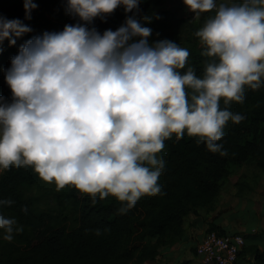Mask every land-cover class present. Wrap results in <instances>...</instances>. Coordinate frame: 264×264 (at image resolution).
Wrapping results in <instances>:
<instances>
[{
	"label": "clouds",
	"instance_id": "9594fccd",
	"mask_svg": "<svg viewBox=\"0 0 264 264\" xmlns=\"http://www.w3.org/2000/svg\"><path fill=\"white\" fill-rule=\"evenodd\" d=\"M184 3L197 17L215 10L195 31L211 58L202 75L191 65L180 71L188 48L167 37L149 41L152 28L141 21L152 15H127L102 32L93 24L117 6L139 11L140 0H66L77 22L23 40L3 69L12 98L0 96V171L30 165L43 180L74 185L93 202L97 193L115 196L123 212L161 192L166 161L158 153L173 133L226 154L225 124L245 117L221 108V97L226 105L242 103L246 85L264 84V0ZM37 6L24 0L26 19ZM32 31L0 15V41L15 45ZM11 203L0 198V205ZM0 230L11 240L23 225L0 212Z\"/></svg>",
	"mask_w": 264,
	"mask_h": 264
},
{
	"label": "trees",
	"instance_id": "16d2710c",
	"mask_svg": "<svg viewBox=\"0 0 264 264\" xmlns=\"http://www.w3.org/2000/svg\"><path fill=\"white\" fill-rule=\"evenodd\" d=\"M38 6L31 10V19L25 18L24 0H0V15L20 18L33 25L41 19L50 30H61L66 23L79 19L66 11V0H34ZM159 0H140L139 11L125 12L117 6L106 19L94 18L99 31L113 30L124 22L127 15L140 19L144 14L153 16L151 21H141L152 28L149 41L164 37L175 40L177 20L168 12L158 11ZM214 10L208 11V16ZM46 30V29H44ZM39 30L38 33L44 31ZM34 31V30H33ZM32 31V32H33ZM25 33L17 40H25ZM159 33V35H157ZM201 46L189 49L183 72L191 65L197 75H202L204 62L211 59L202 55ZM14 45L5 38L0 41V71L10 64ZM5 60L7 63L4 64ZM0 72V96L10 100L11 88ZM244 101L220 99V107L240 112V122L229 120L221 138L226 154L208 150L197 137L175 133L165 139L164 148L158 153L166 161L158 183L161 192L142 195L127 211H118L122 201L109 194L95 202L89 193L81 192L74 185L59 187L60 211H35L26 194L41 177L32 166L10 167L0 175V198H9L11 204L0 205V212L14 216L23 225V235L18 242L0 239V264H142L153 261L162 247L171 246L185 233L184 221L199 209L210 211L225 184L236 169L253 167L264 172V84L257 89L245 86ZM240 197V196H239ZM66 204L71 208L67 210ZM25 207L27 211H25ZM96 229H100L97 233ZM219 236L230 233L227 228L211 221L206 232ZM257 236L244 238L237 264H264ZM195 254V249L193 250ZM196 255V254H195ZM251 260H246V257Z\"/></svg>",
	"mask_w": 264,
	"mask_h": 264
},
{
	"label": "rangeland",
	"instance_id": "374dc122",
	"mask_svg": "<svg viewBox=\"0 0 264 264\" xmlns=\"http://www.w3.org/2000/svg\"><path fill=\"white\" fill-rule=\"evenodd\" d=\"M14 1V0H11ZM232 2V0H229ZM158 11L168 12L173 18L177 20V35L175 41L181 46L188 49H197L202 45L200 38L195 35V31L202 26L205 18L208 16V11L201 13L200 16H195L194 12L184 3V0H159V4L156 6ZM215 11V10H214ZM41 19H38L33 27H35L30 36L37 34L39 30H50L46 24L42 23ZM24 36L25 39L29 38ZM21 40H17L14 45V51L11 56L17 53ZM10 60V59H8ZM2 62V61H1ZM0 62V63H1ZM7 63L5 60L4 64ZM10 64L3 66L1 74H4L3 69L8 67ZM4 171V170H3ZM0 171V175L3 173ZM29 200L35 211H51L56 209L60 211L63 204L59 201V188L56 183L41 180L31 186L26 191ZM240 196V197H239ZM255 202V210L258 212L264 211V172L253 167L247 168L242 167L236 169L232 176L225 181L224 186L215 202L214 209L207 211L205 209H199L198 212L203 215H207V225L211 221L221 223L229 230L230 233L241 232L239 225L240 220L246 224L248 229L256 226V219L253 217L251 210L248 208L249 202L246 198H250ZM67 210L71 208L70 204H66ZM246 210V211H245ZM5 216H11L10 214L3 213ZM2 231L0 230V239H3ZM23 231L14 232L13 239L6 240L12 242H18ZM205 234V233H204Z\"/></svg>",
	"mask_w": 264,
	"mask_h": 264
},
{
	"label": "crops",
	"instance_id": "0c3cea01",
	"mask_svg": "<svg viewBox=\"0 0 264 264\" xmlns=\"http://www.w3.org/2000/svg\"><path fill=\"white\" fill-rule=\"evenodd\" d=\"M249 202L246 210H251L253 217L256 219V226L248 229L243 219L240 220L239 228L241 229L238 234L243 235L248 239L257 236L260 240L258 243L259 248H264V211L258 212L255 208V202L250 198H246ZM245 210V211H246ZM218 225L226 228L225 225L217 223ZM185 233L171 246L162 247L159 250L157 257L153 261H145L142 264H202L199 258L194 254L195 246L200 242L207 229V215L205 213L190 214L184 221ZM246 260H251L248 256ZM247 264V263H243Z\"/></svg>",
	"mask_w": 264,
	"mask_h": 264
},
{
	"label": "built area",
	"instance_id": "2783aa9c",
	"mask_svg": "<svg viewBox=\"0 0 264 264\" xmlns=\"http://www.w3.org/2000/svg\"><path fill=\"white\" fill-rule=\"evenodd\" d=\"M243 246L241 234L219 236L207 232L195 246V254L202 264H237Z\"/></svg>",
	"mask_w": 264,
	"mask_h": 264
}]
</instances>
